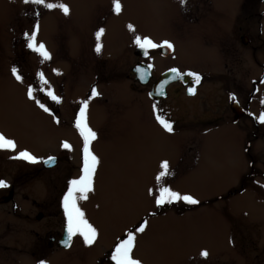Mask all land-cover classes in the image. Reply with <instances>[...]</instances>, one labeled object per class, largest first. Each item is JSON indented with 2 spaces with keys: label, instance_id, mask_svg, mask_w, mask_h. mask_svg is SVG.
I'll return each mask as SVG.
<instances>
[{
  "label": "rangeland",
  "instance_id": "1",
  "mask_svg": "<svg viewBox=\"0 0 264 264\" xmlns=\"http://www.w3.org/2000/svg\"><path fill=\"white\" fill-rule=\"evenodd\" d=\"M109 1L112 0H46L66 4L69 14L64 15L58 8L49 10L24 0H0V134L16 144L14 151L0 150V179L9 185L0 188V264H28V255L21 254L19 262L11 247L25 252L26 246L38 240L36 232L41 236L44 231H55L66 224L60 209L62 196L68 182L81 174L70 165L76 164L74 160L83 144L76 128L70 125L74 124L80 101L88 99L92 84L99 95L88 102L87 122L97 133L90 148L98 164L93 190L77 203L97 236L92 245H85L83 238L76 235L77 252L72 248L64 255L50 253L47 264H93L92 257L101 256L106 249L108 264H112L110 256L115 244L142 222L146 227L143 233L136 234L132 252L141 264H264V216H252L247 223L246 229L253 230L247 239L256 241L254 246L249 242L238 246L232 232L233 241L229 242L226 222L235 219L240 223L243 213L254 214L248 194L227 196V192L237 185L243 164L247 171L248 157L242 154L241 145L249 142L255 144L254 151L259 146L261 149L264 136L250 140L253 137L246 131L253 121L245 118L236 126L241 133L222 126L230 125L226 115L214 125L190 121L216 119L230 111L221 89L211 86H203L199 97L191 99L184 90L172 87L169 97L159 104L162 117L175 121L174 130L165 131L154 119L147 101L149 87L139 89L130 74L136 60L132 52L135 36L147 35L156 43L169 41L174 46L175 51L167 58L157 51L148 59L156 71L153 78L169 66L183 70L198 65L195 69L199 71L206 50L192 26L176 19L172 22L170 7L174 8L175 1L119 0L118 14ZM185 8H179L180 14L188 17ZM37 25L36 42L43 43L51 57L43 62L26 47L24 36ZM128 25L133 26V31ZM100 28L104 29L100 38L102 51L97 53L95 33ZM230 31L225 29L223 36H217L213 48L220 55L238 52L242 70L249 51L240 43L230 44ZM13 67L21 81L12 75ZM37 73L43 74L47 85L41 83ZM29 86L35 100L27 96ZM49 87L61 98L59 103L46 96ZM239 91L247 95L251 87ZM255 96L250 111L258 117L264 111L259 102L264 97V86ZM199 98L204 100V107H197ZM62 142H67L70 149L62 148ZM21 150L41 160L62 153L71 164L59 162L45 169L41 163L11 158ZM163 161L168 162L172 172L161 182L163 186L193 196L198 204L179 201L155 205L156 176ZM218 196L221 200L216 199ZM38 213L43 214L41 220L36 219ZM203 250L207 257L200 256Z\"/></svg>",
  "mask_w": 264,
  "mask_h": 264
},
{
  "label": "flooded vegetation",
  "instance_id": "2",
  "mask_svg": "<svg viewBox=\"0 0 264 264\" xmlns=\"http://www.w3.org/2000/svg\"><path fill=\"white\" fill-rule=\"evenodd\" d=\"M173 1H175V6L174 8L170 7V13L172 12L171 16L173 18L172 22H174V20L176 19L180 21L179 23L192 26L195 30V35L196 33L198 34L199 42L206 50V54H203V62L201 63L202 66L199 70L200 72L198 71V69H195V67H197L198 65L194 67L190 66L183 70L178 69L181 73H185L188 71L199 73L201 75V80L198 84L193 85L190 77L183 76L182 80H177L168 84L165 88L163 96L155 98L149 96V91L154 81L163 72L177 67H166L159 73V76L153 78L156 71H154L153 63L149 62L148 59L151 58L153 54H156L157 51L161 56V48L157 47L155 49H148V55L145 56L142 49H140L136 45L133 46L132 52L135 55L136 60L131 67L130 74L132 75L135 83L139 85V89H142L144 91V88L149 87L146 92L147 101L151 105V110L154 113V119L156 120L157 115H164V112H161L159 104L169 97V92L172 87H179V89L184 90V93L189 87H194V94L186 95V97L189 99L197 98V96L199 97V93L202 90L203 86L219 87L221 89L220 92L222 94V98L225 99L227 107L231 112L227 110L223 114L218 115L216 119L204 120L202 122L195 120L190 121H194L195 125H199L201 123L205 124L208 121L214 125L215 123H217V121H219L221 116L226 115V118L231 121L229 123L230 125L223 124L222 126L233 127L232 131L237 130L238 133L240 129L236 126L239 125L242 118H245L253 121V124H251V126L247 128L246 131L250 136L253 137L250 140L253 139V141H256L259 138L263 137L264 125L257 123L253 115L249 114L251 113L250 106L256 98L255 93L258 91L259 87L264 86V84L260 83L261 79L264 78V0H187L185 9L187 11L188 17H184L180 14V12L182 11L179 8H181L182 6L179 3V0ZM109 3H112V1H109ZM111 19L112 18L110 17L108 20V25ZM225 29H231V45L240 43L243 47H245V49L249 51L248 57H244L246 65H242V70L239 69V63L241 62V59L238 52L231 51L228 53V55H225L223 53L220 55L213 48V46H216L213 44L216 42L217 36H223ZM142 37L144 36L142 35ZM145 37L148 36L145 35ZM153 41L156 43L154 39ZM161 43L162 41H159L156 44L159 45ZM168 56H170V54ZM168 56H165V58H167ZM248 61H251V63L248 64ZM148 64L152 65V68L150 69L151 77L146 85H140L137 82L135 74L132 72V68L136 66H147ZM247 86L251 87V92L247 95H244L245 93L239 91V88ZM92 87L96 88V85L92 84L91 89ZM130 87L133 86L130 85ZM90 95L91 90H89L88 97ZM233 95L235 97L234 100L231 98V96ZM199 99L200 106L197 102V107H204L206 105L204 100L202 101L201 98ZM244 101L245 103L242 104ZM154 106H157V108H155L156 111H154ZM164 117L165 116H163V118ZM168 120L172 124H175L174 120L172 121L169 118ZM70 126L74 128L73 123ZM213 129L219 130V128ZM241 147L244 157H248V162L246 165L247 171L244 170V164L243 166L241 164L242 170L240 172V175L238 176V183L236 186H234V188H232V190H229L227 192V196L248 194L251 198V213L254 214L250 215L249 213H243V220L240 223L235 222V219L231 220V222L228 220L226 222L228 223V230L230 232V234H228L229 242H232L233 238L235 237V244H237L238 246L246 244L247 242H249L251 246H254L256 241L250 242L251 240L247 239L248 237H250V230H253L252 228H249L250 230L246 229V226L247 223H250L252 216L256 217L257 219H260L264 216V145L261 149L259 146L258 150L255 151L254 143L251 144L249 142H246L245 145H241ZM200 149L197 152H199ZM61 155L62 153L56 156L57 163L54 167H56L59 162H64L65 165L71 164L69 158L65 159ZM197 155L193 156L196 157L195 161L197 160ZM74 161L76 162V164L74 163L70 166H74L77 170V173H79L82 167V151H80L78 158H75ZM216 199L221 200V197L218 196ZM222 199L224 198L222 197ZM60 209L63 212V208L61 207ZM42 218V213H38L36 215L37 220H41ZM65 228L66 224L62 225L60 229H57L55 231H44L41 236H39L38 232H36L35 237L38 238V240L36 241V243H32L33 246L30 245L29 248L28 246H26L25 252H22L21 248L13 246L11 247L12 254L16 252L14 254V257L19 259V262H21V254H26L29 257L28 264H38V262L41 260L46 261L47 264V262L49 261L48 257L50 253H59L61 255H64L65 252L71 250L72 248H74V251L76 253V235L71 238L68 247L62 246L60 244V240L63 237ZM235 228L237 229V231L235 230ZM231 232L233 234V238ZM70 257H73V259H75V256ZM261 259L263 260L264 257H261ZM92 261L93 264H108V249H106L101 256L92 257ZM252 263H254V261H251V264Z\"/></svg>",
  "mask_w": 264,
  "mask_h": 264
},
{
  "label": "snow or ice",
  "instance_id": "3",
  "mask_svg": "<svg viewBox=\"0 0 264 264\" xmlns=\"http://www.w3.org/2000/svg\"><path fill=\"white\" fill-rule=\"evenodd\" d=\"M26 4L30 3L36 6H42L46 9H54L58 8L64 15L69 14V7L64 3H49L46 0H24ZM181 6H186L187 0H179ZM112 10L115 13H119L121 11V4L119 0H112ZM130 31H133V26L128 25ZM37 29L38 25L34 27V30L31 34L24 33L26 38V47L31 51L37 53L41 58L42 62L49 60L50 54L46 50L45 45L43 43L37 44L36 36H37ZM104 32L103 28H100L96 33V46L95 51L99 53L101 51V43L100 38ZM134 43L137 47L144 51V55H148V49H155L157 47L160 48H168L172 49L173 44L169 41H163L161 44L154 43L148 37H141L139 35L135 36ZM148 69L152 68L151 64L147 65ZM54 72L57 70H53ZM140 72L139 69H137ZM172 73L175 74L176 77L186 76L190 77L192 80V84L196 85L201 80V75L196 72L188 71L185 73L179 72L176 68H172L170 70ZM57 74H59L57 72ZM147 72H140V79L144 80ZM12 75L15 77L17 81H21L22 77L17 73V69L15 67L12 68ZM40 77L41 83L47 85L48 82L43 78L42 73H37ZM167 81H165L166 83ZM260 83L264 84V78L261 79ZM41 91H45V89H41ZM162 91V88L158 89V92ZM188 93L190 95L194 94V87L188 88ZM46 96L50 98L52 101L59 103L60 97L55 95L52 89L49 87L46 91ZM99 93L97 92L95 87L91 89V95L88 99L80 101V107L78 112L75 115L74 127L78 131L80 137L83 141L82 147V167H81V174L78 178L72 179L68 182L67 190L63 193L61 205L63 208V213L66 219V230L68 234L69 241L75 235H79L83 238V242L85 245H92L96 239L97 232L96 229L88 223V221L84 218V214L81 209L78 207V200H83L87 198V193L93 190V176L96 171V167L98 164L97 156L92 152L90 145L91 142L96 140L97 133L93 131L87 122V108L88 102L92 98L98 96ZM27 96L29 99H34V92L31 86L28 87ZM234 100V95L231 96ZM39 107H41L45 112H49V108L46 107L43 103L39 100L35 101ZM262 105H264V97H262L259 101ZM154 111H156L154 106ZM251 115V113L249 114ZM257 123L264 125V111H262L258 117H254ZM157 122L163 127V129L167 132H172L173 126L170 121L163 118L161 115L156 116ZM61 147L64 149H70V145L67 142H62ZM16 149V144L12 139L6 138L3 134H0V150H7V151H14ZM13 159H20L26 161L30 164L36 163H44L47 165H52L55 162V157H48L47 159L41 160L40 158L32 155L27 150L19 151L15 156L11 157ZM161 171L156 176L157 188L155 195V205L157 207L164 205V204H172L174 202L183 201L189 205L198 204L199 201L193 198V196L189 194H180L176 191H173L170 187L163 186L161 183L166 176L172 175V172L169 168L168 162L163 161L160 165ZM9 185L6 181L0 179V188H7ZM152 194V190H149V195ZM146 227V222H142L139 226L135 227L127 231L126 238L118 240L115 244L113 251L111 252L110 260L112 264H141V261L138 259H134L132 256V252L135 246L136 234L143 233ZM68 242H65V247H68ZM201 257H207L208 253L206 250L200 252ZM38 264H46V261H39Z\"/></svg>",
  "mask_w": 264,
  "mask_h": 264
},
{
  "label": "water",
  "instance_id": "4",
  "mask_svg": "<svg viewBox=\"0 0 264 264\" xmlns=\"http://www.w3.org/2000/svg\"><path fill=\"white\" fill-rule=\"evenodd\" d=\"M171 51H172V49L161 48V52H162L163 55H167V54H169ZM137 69H139L140 72H144V71L147 72V74H146L144 80H141V79H140V72H138ZM133 71L136 73V77H137L138 81H139L142 85H145V84L148 82L149 77H150V71H149L148 68L143 67V66H137L136 68L133 69ZM178 79H179V80H182L183 77H182V76H180V77H176L175 74L172 73L170 70L164 72V73H163V74H162V75H161V76L155 81V83L153 84V86H152V88H151V90H150V92H149V96H150V97H155V98H159L160 96H163L166 86H167L170 82L175 81V80H178ZM165 81H167V82L165 83ZM160 88H162V91H159V92H158V89H160ZM187 93H188V91H187ZM188 94H189V93H188ZM55 158H56V157H55ZM56 163H57V159H55V162H54L52 165H47V164H44V163H42V165H43L44 168H47V169H48V168H51V167L55 166ZM66 241L68 242V245H69V244H70V241H69V239H68L67 230H66V228H65V231H64L63 237H62L61 240H60V244H61L62 246H65V242H66Z\"/></svg>",
  "mask_w": 264,
  "mask_h": 264
}]
</instances>
